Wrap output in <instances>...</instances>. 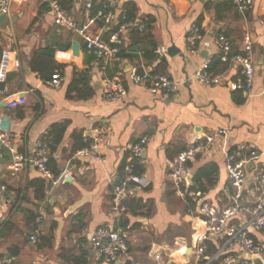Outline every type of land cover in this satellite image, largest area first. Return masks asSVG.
<instances>
[{
    "label": "crops",
    "instance_id": "0c3cea01",
    "mask_svg": "<svg viewBox=\"0 0 264 264\" xmlns=\"http://www.w3.org/2000/svg\"><path fill=\"white\" fill-rule=\"evenodd\" d=\"M61 1L71 19L82 25L88 2L97 12L107 0ZM119 2L117 16L132 12V19L127 16V20L133 27L119 35L120 53L114 62L87 51L77 34L56 25L47 3L39 0L13 5L0 26V61L3 51L11 52L8 81L0 85V120L10 119V132L6 133L20 154L31 155L46 134L52 150L51 178L29 166L13 173L10 155L3 153L0 158V264H105L91 243L92 235L101 228H122L128 234L129 250L115 264H205L196 256L208 230L200 207L207 203L222 214L231 206L227 147L220 143L199 155L192 177L183 181L180 190L168 178L170 164L191 147L195 136L204 141L212 132L229 130L228 148L247 146L257 151L262 157L255 168H264V100L260 96L264 91V0H254V7L244 13L218 0ZM121 20L112 27L97 25L94 30L110 41ZM192 26L202 31L196 54L187 51ZM246 33L255 40L256 78L250 93L231 89L233 83L243 84V78L237 66L220 61L216 45L223 35L232 52L239 54ZM75 44L78 55L74 54ZM162 48L167 49L166 54L160 52ZM173 48L176 51L170 56ZM41 56L53 58L55 70L34 71L31 63ZM206 61L211 62L212 74L223 75L222 84L204 85L195 78ZM216 61L219 69L215 70L212 64ZM135 70L143 83L133 80ZM57 71L62 77L59 89L50 85ZM118 75L125 97L119 102L107 101L103 84ZM155 76L169 77L179 85L178 91L153 96L149 79ZM77 80L83 83L71 92ZM15 95L27 104L10 109L8 98ZM100 124L107 125L112 142L110 148L102 149L105 162L79 161L76 153L90 145L91 133ZM144 137L149 142L138 160L144 174L137 176L145 177L150 186L131 189L126 199L128 213L117 219L110 210L112 181L125 175L130 149ZM66 169H71L74 179L62 182ZM55 173L59 175L55 177ZM36 180L46 183L43 200L38 199L39 186L27 190ZM252 186L249 180L248 189ZM17 192L27 201L23 207L39 214L37 233L25 228L21 214L13 217L14 226L4 229ZM191 192L198 196L188 197ZM245 196L250 200L248 193ZM32 236L44 240L33 244ZM252 237L262 245L264 260V231ZM16 247L20 249L17 256L13 255ZM216 252L207 248L205 255L212 257Z\"/></svg>",
    "mask_w": 264,
    "mask_h": 264
},
{
    "label": "built area",
    "instance_id": "2783aa9c",
    "mask_svg": "<svg viewBox=\"0 0 264 264\" xmlns=\"http://www.w3.org/2000/svg\"><path fill=\"white\" fill-rule=\"evenodd\" d=\"M24 0H1L0 18L8 16L13 5L19 4ZM45 2L50 9L57 26L65 28L77 34L85 43L87 51L96 56L103 57L107 62H114L120 53L118 44L119 35L132 28L133 24L127 20V14L121 13L117 16L119 10V0H107L104 7L93 11V4L88 2L85 5L86 19L84 24L78 25L71 19L67 11L63 8L61 0H39ZM231 4L238 12L244 13L254 7V0H218ZM122 19V25L119 24L118 32L110 41H106L101 32L94 30L97 25L103 27H112L118 20ZM264 24V20H263ZM1 26V23H0ZM202 37V31L198 26H192L187 34V51L189 54L197 53V46ZM216 45L220 51V61L227 65H235L239 68L243 78V84L233 83V91L252 92L256 78L255 71V40L251 34L246 33L243 38V49L239 54L232 52V46L223 35L216 39ZM166 54L167 49L160 51ZM211 62L206 61L196 72L195 78L204 85H220L223 82L222 74H212L210 71ZM11 71V52L3 51L0 61V85H5ZM133 80L136 84L143 83V77L138 71H134ZM62 77L57 71L50 82L51 87L59 89L61 87ZM179 85L166 76H155L149 79V91L153 96L163 94H172L177 92ZM104 97L107 101L119 102L125 97V88L121 77L115 76L105 80L103 84ZM264 100V91L260 95ZM27 104V101L18 95L8 98V107L14 109ZM229 130H219L207 135L204 141L195 136L189 149L181 153L169 166L168 178L180 190L183 181L194 172L193 163L199 155L213 151L223 143L226 150L225 167L233 192L231 197V206L224 210L222 214H217L209 204L202 203L200 215L206 218L208 225L207 233L200 239L196 249V256L199 261L210 264L220 258H224L221 264H249L244 259V254L250 256H260L263 254L262 245L253 237V233L264 231V168L256 169L255 162L259 161L262 154L257 151L242 146L237 149L228 148ZM149 142L147 137L140 139L130 149L131 160H141L145 148ZM112 145L109 130L106 124L96 126L91 133V143L88 147L78 151L76 159L81 162L92 161L104 163L105 159L102 149H108ZM225 149V148H223ZM3 153H8L11 158V170L13 173L21 172L24 167L29 166L45 178H51L50 162L52 150L50 144V135L38 140L34 152L25 156L19 153L15 141L2 128L0 120V158ZM62 182L72 181L74 175L71 169H66L60 177ZM251 180L253 186L249 190L248 182ZM150 182L143 176L134 174L132 166L125 167L124 178L114 179L112 181L111 212L117 219H123L128 213L126 199L131 189H147ZM250 195V200L246 199L245 194ZM188 197L195 198L196 193H188ZM240 219V223H233ZM41 219H38L39 223ZM38 230L35 231L37 233ZM33 244L37 243L36 236L31 237ZM204 242H214L218 245V250L212 257H206L207 246ZM91 243L94 250L103 257L105 264H115L122 254L129 250L128 234L122 228L111 230L101 228L91 237ZM238 248V253L236 252Z\"/></svg>",
    "mask_w": 264,
    "mask_h": 264
},
{
    "label": "trees",
    "instance_id": "16d2710c",
    "mask_svg": "<svg viewBox=\"0 0 264 264\" xmlns=\"http://www.w3.org/2000/svg\"><path fill=\"white\" fill-rule=\"evenodd\" d=\"M127 16L129 17V19H132V17H133L132 16V12H129ZM31 65H32V69L34 71H37V72H40V71H43V70H47V71L52 70L53 71L56 68V65H55V63L53 61V58L45 59L42 56L40 58L39 57H35L33 59L32 63H31ZM212 68L215 69V70L219 69V64H218L217 61L213 62ZM82 83H83L82 80L75 81V83L72 85L71 92L78 91V89H79V87L81 86ZM129 165L132 166V169H133V172H134L135 175L144 174V169L140 165L138 160L132 159L129 162ZM58 175H59L58 173H55V177H57ZM122 175L123 176H121V178H124L125 175L124 174H122ZM36 185L40 187V190H39L40 194H39V198L38 199L39 200H43L44 196H45V191L47 189L45 181L36 180L32 184L28 185L27 190L29 188H31V187L36 186ZM22 195H23L22 192H17V200H16L15 204L11 207V211H10V214H9V219L6 222L4 229H7L9 227L14 226L13 217L16 216V215L21 214V215H23V218H24L25 228L28 229L29 231L34 232V231L39 229V223L37 222V220L39 218V214L37 213L36 210L25 209V207H23L26 204L27 201H26L24 195L23 196ZM123 226L126 227V223H124ZM4 229L3 230L1 229V232L4 231ZM43 240L44 239L42 237L41 238L39 237L38 240H37V243L40 244V242H42ZM203 245L207 246V248H209V250L210 249H214V252H216L218 250V247H217V245H215L214 242H204ZM19 252H20L19 247H16L14 249L13 255L17 256V255H19ZM224 259H225V257L224 258H220V259H218V260H216V261H214V262H212L210 264H221L224 261ZM205 264H206V262H205Z\"/></svg>",
    "mask_w": 264,
    "mask_h": 264
},
{
    "label": "water",
    "instance_id": "95a60500",
    "mask_svg": "<svg viewBox=\"0 0 264 264\" xmlns=\"http://www.w3.org/2000/svg\"><path fill=\"white\" fill-rule=\"evenodd\" d=\"M7 21V16H2L0 18V23L1 25L3 23H5ZM176 50L173 48V49H170L169 51V55L172 56L173 53L175 52ZM74 54L75 55H78L79 54V46L77 44H75V47H74ZM1 107H6V105H2ZM0 115H1V109H0ZM10 126H11V123H10V119L8 117H4L2 120H1V128L5 131V132H10ZM1 159H0V163H1ZM192 177V175L188 176L187 179H190ZM244 259L249 263V264H264V260L262 259V257L260 256H250L248 254H244Z\"/></svg>",
    "mask_w": 264,
    "mask_h": 264
}]
</instances>
